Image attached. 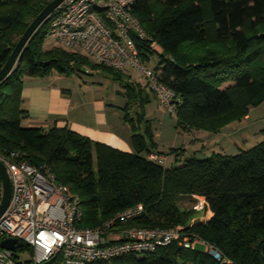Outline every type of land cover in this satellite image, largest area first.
<instances>
[{"label":"trees","instance_id":"1","mask_svg":"<svg viewBox=\"0 0 264 264\" xmlns=\"http://www.w3.org/2000/svg\"><path fill=\"white\" fill-rule=\"evenodd\" d=\"M51 1L0 0V70ZM130 14L149 38H134L138 56L144 63L157 56L158 80L178 99L177 127L216 134L264 104V32H259L264 27V0H135ZM47 31L45 21L0 84V158L14 153L15 161L49 169L58 184L79 197L82 228H102L118 213L141 205L145 212L140 218L116 223L107 232L116 227L179 228L184 236L193 232L219 255L215 259L206 249L185 250L172 243L141 256L93 264H264V141L235 155L212 152L203 159L183 149L170 150L173 162L159 165L146 158L155 147L148 127L143 136L131 126V153L68 128L44 132L22 127L27 116L21 108L24 77L70 74L86 66L120 78L118 71L92 65L76 51L52 43L46 49ZM208 38L229 42V50L209 49L196 59L190 48ZM152 43L160 54L151 49ZM124 120L130 121L127 113ZM181 197L203 198L210 217L188 225L193 212L180 209Z\"/></svg>","mask_w":264,"mask_h":264},{"label":"built area","instance_id":"2","mask_svg":"<svg viewBox=\"0 0 264 264\" xmlns=\"http://www.w3.org/2000/svg\"><path fill=\"white\" fill-rule=\"evenodd\" d=\"M134 3L135 0H64L46 20V38L54 47L76 51L94 64L114 70L133 69L160 106L175 116V94L137 54L134 38H149L130 14ZM16 157L12 153L8 159L0 158L11 185L10 200L0 218V242L16 240L29 252V258L21 261L16 255L19 249L12 252L0 247V264H93L126 255L141 256L172 243L185 250L202 244L188 239L179 228L124 229L120 238L109 237L107 231L116 223L125 225L140 218L145 212L141 205L118 213L102 228H82L79 197L58 184L49 169H36L15 161ZM148 160L159 165L167 161L164 155L157 154H150ZM1 194L0 184V198ZM197 206L196 210L206 218L209 212L203 198L198 199ZM206 250L219 258L213 248Z\"/></svg>","mask_w":264,"mask_h":264},{"label":"crops","instance_id":"3","mask_svg":"<svg viewBox=\"0 0 264 264\" xmlns=\"http://www.w3.org/2000/svg\"><path fill=\"white\" fill-rule=\"evenodd\" d=\"M47 41L48 39L45 45ZM49 43L51 47V41ZM157 49L159 52L157 54H160V48ZM90 64L95 65L91 61ZM116 71L120 73L118 79L86 66L70 74L54 72L43 78L24 77L21 108L26 111L27 116L21 122L22 127L41 129L44 132L52 128H68L94 142L127 153L133 152L131 126H135L137 132L143 136L145 128L148 127L155 147L147 154V159L150 154L166 155L167 161L169 160L171 164L174 159L168 152L176 149L205 157L211 154L201 150L207 138L204 135L205 131L185 130L183 127H179L181 131L177 132L192 136L189 145H184L176 138L172 145L165 147L159 124L164 108L146 88L137 72L131 68ZM74 73L89 75L90 78L78 80ZM126 113L129 122L124 120ZM249 114L250 111L241 123L246 127L250 126V123L246 124L250 120ZM139 117L141 119L138 120ZM236 126H239V123L224 128L222 136L224 141H230L233 128ZM195 131L202 133L196 136ZM213 143L220 144L218 146L220 153L227 152L219 140ZM207 216L210 217L209 213ZM120 233L121 230L116 231L113 238H120Z\"/></svg>","mask_w":264,"mask_h":264},{"label":"rangeland","instance_id":"4","mask_svg":"<svg viewBox=\"0 0 264 264\" xmlns=\"http://www.w3.org/2000/svg\"><path fill=\"white\" fill-rule=\"evenodd\" d=\"M182 1H187V0H182ZM207 30H209V34L212 35V25L211 22L206 24ZM259 32H264V27H261L259 29ZM211 37V36H210ZM50 40L48 39L45 48L50 49ZM158 46L155 45V48L153 49L154 52H158ZM230 48L229 42H224V43H218L213 41V39L208 38L206 43L195 45L194 47L190 48L194 50V55H196V59L199 58L198 56L205 54L209 49H213L217 52H222V51H228ZM81 56V55H80ZM83 57V56H82ZM85 58V57H84ZM88 60L87 58H85ZM90 62V60H89ZM158 63V58L157 56H152L150 57L149 62L146 64L151 68L154 69ZM80 69V68H79ZM81 70V69H80ZM82 73V72H81ZM74 77L78 80H86L90 78L89 75L85 74H80V73H74ZM249 114L250 120L246 123L249 124L250 126H245L244 123L241 124L245 117L241 119L238 122H233L227 126L233 125L235 123H239V126H236L233 128V136H230L231 139L230 141H224L222 138L224 134V128L223 127L218 133L213 134L209 132H205L204 135L207 136V138L204 140V146L201 147V150H204L208 153L212 152H219V145H216L213 143V141L219 140V143H222V147L226 149V155H235L239 149L240 150H247L252 148L253 146L261 143L264 141V104H261L255 108H251ZM160 124V129H161V138L163 140V143L165 147L172 145V142L178 138L179 141H182L184 145L188 146L190 140L192 139V136H189L184 133H178L177 131H181L179 127L176 126V119L175 116L169 114L165 109L162 114L161 120L159 122ZM157 126V123H156ZM177 127V128H176ZM245 127V128H244ZM243 128V129H242ZM202 132H197L195 131L194 134L198 136ZM203 136V135H202ZM202 139V138H200ZM195 156L198 159H203L205 156L201 154H195ZM167 160V159H166ZM167 165H170V161H167ZM198 199H201L200 197H181L178 200V205L180 209L182 210H187L193 212L192 217L189 219L188 225H195V224H201L205 218V215L203 216L201 212L197 211L196 208L198 207ZM180 227V226H178ZM116 231H119V228L116 227L112 232H108L109 237H113L114 233ZM185 235L188 237V239L191 240H199L202 244H197L195 247V250L198 252H204L205 249H208V246H204L205 244L201 239L196 236L193 232H186ZM16 255L19 256L21 261L27 260L29 258V252L24 249L22 251H16Z\"/></svg>","mask_w":264,"mask_h":264},{"label":"water","instance_id":"5","mask_svg":"<svg viewBox=\"0 0 264 264\" xmlns=\"http://www.w3.org/2000/svg\"><path fill=\"white\" fill-rule=\"evenodd\" d=\"M64 0H52L49 4H47L42 11L32 20L29 26L26 28L22 36L19 38L18 42L16 43L13 51L11 52L7 62L0 70V84L7 80L16 63L21 59V54L37 32V30L43 25V23L47 20L49 15L63 2ZM0 184L2 187V194L0 198V218L4 214L9 200L11 196V185L10 181L6 172V168L0 162ZM0 247L2 249L15 252L17 249L22 248L21 244H18L14 239H5L0 242ZM217 257V256H216Z\"/></svg>","mask_w":264,"mask_h":264}]
</instances>
